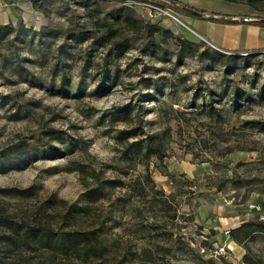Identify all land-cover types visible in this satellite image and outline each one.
<instances>
[{"label": "rangeland", "instance_id": "1", "mask_svg": "<svg viewBox=\"0 0 264 264\" xmlns=\"http://www.w3.org/2000/svg\"><path fill=\"white\" fill-rule=\"evenodd\" d=\"M32 1L0 0V150L18 140L33 143L0 166V188L34 194L0 200L40 227L58 225L67 207L84 217L107 214L111 203L68 168L75 159L113 180V199H126L114 215L121 217L116 235L105 234L108 244L115 237L149 247L155 264H237L247 252L264 260L262 234L240 244L229 237L226 254L210 256L225 240L223 217L242 223L256 216L250 203L264 207V52L223 51L189 30L185 13L149 0H37L38 7ZM226 1L264 17V0ZM122 6L143 24L195 44V53L216 49L243 60L178 56L175 42L158 35L154 49L133 38V46L117 47L84 32H95L99 19ZM128 109L136 133L130 140L155 134L163 144L147 172L140 156L124 153L114 138ZM41 125L60 130L46 150L33 142ZM69 257L58 264H76Z\"/></svg>", "mask_w": 264, "mask_h": 264}, {"label": "trees", "instance_id": "2", "mask_svg": "<svg viewBox=\"0 0 264 264\" xmlns=\"http://www.w3.org/2000/svg\"><path fill=\"white\" fill-rule=\"evenodd\" d=\"M149 1L161 9L191 13L189 10L191 8L198 11L200 16L214 21H241L226 17L224 14L208 13L179 3L177 0ZM32 2L33 6L38 7L37 0ZM84 5L87 6L88 3ZM241 22L264 26V17L248 18ZM74 28L78 27H71V29ZM84 32L103 43L112 42L117 47L133 46L132 42L129 43L133 38L139 40L142 47L154 49L160 48V40L156 38L158 35L161 40L171 38L175 42L178 47L175 53L178 56L196 55L200 59L216 60L223 64H227L229 60H243V58L233 57L216 49H203L195 53V44L175 36L168 29L150 23L143 24L130 13L126 6L114 10L109 18L104 16L99 19L95 32L89 30ZM21 111L20 103H16L15 112L20 113ZM121 118L125 127L118 129L114 138L117 143L122 145L124 153L132 150L140 156V162L147 172L150 158L154 156L160 159L164 154L163 144L155 134L147 135L143 140H130L131 136H136L135 130L129 127V124H132L130 109L123 113ZM59 131L53 127L41 125L33 142L35 145L41 146L40 149L46 150L45 148L51 146L52 139L57 136ZM29 145L32 146L33 143L18 140L1 149L0 166L31 150ZM71 163L72 165L68 168L77 171L81 184L90 191L100 193L106 201L111 203L110 211L99 217H84L76 209L67 207L63 210L58 225L40 227L18 219L7 204L0 200V264H33L32 259H35L34 264H58L62 256H74L76 264H155L153 251L149 247L138 250L134 248L135 245L131 240H117L115 237H109L111 242L108 244L105 234L110 232L111 235H116L112 228L121 217H114V215L125 209L126 199L112 198L115 183L111 179L101 177V170H96L91 164L87 165L83 161L75 159H71ZM145 178L150 179L148 173ZM134 183L136 182L134 181ZM140 187L143 189L141 183ZM33 194L34 191L30 189L0 188V195L6 197L26 199ZM255 214L253 219H247L237 227L230 229V238L234 242L240 244L255 239L259 234L264 235V221L259 220L257 213ZM109 246H113L115 254L119 258L111 254ZM242 261L245 264H264L263 258L251 252L243 254ZM210 264L214 263L210 261Z\"/></svg>", "mask_w": 264, "mask_h": 264}, {"label": "crops", "instance_id": "3", "mask_svg": "<svg viewBox=\"0 0 264 264\" xmlns=\"http://www.w3.org/2000/svg\"><path fill=\"white\" fill-rule=\"evenodd\" d=\"M179 3L187 4L197 9L204 10L208 13L224 14L232 19H240L241 21L253 18V14L234 10L233 7L227 5L226 0H177ZM231 3V1H229ZM203 4L199 7L197 4ZM182 15L187 28L197 35L203 37L207 43L220 48L226 52H264V26H259L246 22H219L206 18L205 16H197L191 13ZM223 230L226 227H237L243 219L238 216L233 218H222ZM222 230V231H223ZM222 243H227V238ZM229 241V240H228ZM231 248V247H230Z\"/></svg>", "mask_w": 264, "mask_h": 264}, {"label": "built area", "instance_id": "4", "mask_svg": "<svg viewBox=\"0 0 264 264\" xmlns=\"http://www.w3.org/2000/svg\"><path fill=\"white\" fill-rule=\"evenodd\" d=\"M248 211H254L255 213H257L259 220L264 221V207L262 206L261 202L250 203L248 205ZM232 228L233 227H227L226 229L222 231V233L224 234L226 238L230 237V229ZM227 248H229L227 243H222V244L219 243L218 245H214L210 253V256H222L226 254ZM199 250L202 253L206 252L204 247H200ZM237 264H244V262L239 260Z\"/></svg>", "mask_w": 264, "mask_h": 264}, {"label": "water", "instance_id": "5", "mask_svg": "<svg viewBox=\"0 0 264 264\" xmlns=\"http://www.w3.org/2000/svg\"><path fill=\"white\" fill-rule=\"evenodd\" d=\"M189 10H190L191 14H193V15H197V16L201 15L198 11H196L194 9L189 8ZM240 55H242V54H240Z\"/></svg>", "mask_w": 264, "mask_h": 264}]
</instances>
